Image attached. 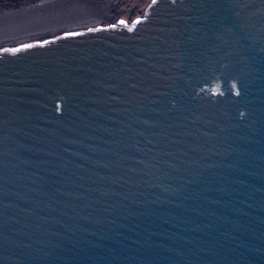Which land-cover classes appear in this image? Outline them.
<instances>
[{"label":"water","instance_id":"1","mask_svg":"<svg viewBox=\"0 0 264 264\" xmlns=\"http://www.w3.org/2000/svg\"><path fill=\"white\" fill-rule=\"evenodd\" d=\"M77 6L0 22V264H264V0Z\"/></svg>","mask_w":264,"mask_h":264},{"label":"bare ground","instance_id":"2","mask_svg":"<svg viewBox=\"0 0 264 264\" xmlns=\"http://www.w3.org/2000/svg\"><path fill=\"white\" fill-rule=\"evenodd\" d=\"M151 1L152 0L146 1L144 12ZM12 2V4H6L4 7L0 8V22L7 23L6 21H9L11 24H19L22 21H17L18 23H15L14 20H22L25 17L33 16L34 13H42L43 11L47 13L55 11L59 14H69L73 11L71 9L77 5L79 9L75 10V15H80L79 18L88 16L92 18L93 16H97L96 18L98 19H94L92 22H86L91 23L90 25H106L118 22V19H123L125 21L129 19V13H127L128 7L126 6L125 0H24L22 2ZM80 4L84 6L86 4L87 7H82ZM140 16L141 15L134 16L130 20H134ZM28 21H30V23ZM28 21L25 23L28 25L30 24V26L34 25L35 27L30 28L27 33L21 35L20 33L17 35H13V33H11V35L8 34V36L4 35V37L0 38V44H9V42L14 43L33 36L39 37L44 34L46 35L49 32L47 28L49 29V27H55L60 24L59 22H54L53 24L44 26L43 24L37 23V18L34 17H31V20L28 19Z\"/></svg>","mask_w":264,"mask_h":264},{"label":"rangeland","instance_id":"3","mask_svg":"<svg viewBox=\"0 0 264 264\" xmlns=\"http://www.w3.org/2000/svg\"><path fill=\"white\" fill-rule=\"evenodd\" d=\"M12 1L22 2L24 0H0V8L4 7L6 4H12L13 3ZM125 1H126V6L128 7L127 13H129L128 14L129 19L127 21H132L130 19H132L134 16L143 14L147 0H125Z\"/></svg>","mask_w":264,"mask_h":264}]
</instances>
